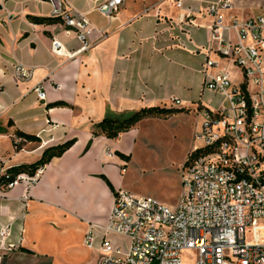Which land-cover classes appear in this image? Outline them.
<instances>
[{"label":"crops","instance_id":"obj_1","mask_svg":"<svg viewBox=\"0 0 264 264\" xmlns=\"http://www.w3.org/2000/svg\"><path fill=\"white\" fill-rule=\"evenodd\" d=\"M66 1L94 26L86 51H78L75 33L63 23L32 19L53 18L46 0H0V175L76 139L42 168L32 186L20 182L0 191V264H100L102 228L115 195L99 176L116 192L123 188L127 162L115 152L132 159L147 120L116 139L93 136L95 125L143 107L203 104L192 96L204 92V47L212 21L207 8L215 0H182L181 7L172 0H122L111 18L95 9L106 0ZM232 2L230 14L239 19L264 12V0ZM185 14H191L189 21H182ZM54 39L63 56L52 52ZM18 64L30 70L27 78H16ZM224 66L237 77V69ZM57 102L68 106L50 107ZM16 131L41 142L22 143L16 151L14 142H21ZM4 226H10L8 236L1 235ZM92 227L95 244L89 247L85 236Z\"/></svg>","mask_w":264,"mask_h":264},{"label":"built area","instance_id":"obj_2","mask_svg":"<svg viewBox=\"0 0 264 264\" xmlns=\"http://www.w3.org/2000/svg\"><path fill=\"white\" fill-rule=\"evenodd\" d=\"M46 1L51 16L75 33L78 51H86L95 30L90 20L66 0ZM172 1L182 6V0ZM121 6L122 0H106L95 9L111 18ZM232 7V0H215L207 8L212 21L203 89L224 103L197 108L201 129L189 156L204 152L186 163L188 156L182 168L177 207L118 190L102 228L100 264H264V12L239 19L230 14ZM190 17L185 14L182 21ZM51 50L64 55L59 40L52 41ZM225 64L237 69L236 78ZM28 71L18 64L15 76L27 78ZM36 92L45 98L42 87ZM41 170L19 175L8 188L20 182L32 186ZM9 233L10 226H4L1 235ZM85 242L94 246V227Z\"/></svg>","mask_w":264,"mask_h":264},{"label":"rangeland","instance_id":"obj_3","mask_svg":"<svg viewBox=\"0 0 264 264\" xmlns=\"http://www.w3.org/2000/svg\"><path fill=\"white\" fill-rule=\"evenodd\" d=\"M192 65L195 67L198 64ZM199 95L195 90L192 97L195 101L201 99L212 109L224 103L220 95L207 90H204L202 97ZM198 106L197 103L191 105L188 113L169 119H145L147 122L140 126L142 135L131 150L132 159L127 163L122 189L136 195L154 197L171 209L177 207L182 193L181 171L192 153L194 133L201 129ZM195 145L202 147L203 142L196 141ZM2 191L6 192L8 188ZM117 241L123 239L117 238ZM186 261L190 264V261Z\"/></svg>","mask_w":264,"mask_h":264},{"label":"trees","instance_id":"obj_4","mask_svg":"<svg viewBox=\"0 0 264 264\" xmlns=\"http://www.w3.org/2000/svg\"><path fill=\"white\" fill-rule=\"evenodd\" d=\"M32 19L38 23H58V22L63 23L61 18H42V19L32 18ZM67 106L68 104L64 102H57L50 105V107H67ZM189 111H190L189 109L177 108V107H161V106L143 107L137 111L128 114L125 117L104 118L101 122L95 125V131L93 132V136L97 137L102 135L109 139H116L121 134L134 129L139 122L145 119H169L175 115L188 113ZM15 135L17 138L21 140V142L18 143L14 142V147L16 151H19L22 148V143L25 144L30 142L33 143L41 142L39 137L31 134H26L21 131H16ZM75 143H76V139L73 138L64 143L48 147L44 150L42 157L38 161L30 164H21V165L13 166L7 169L3 174L0 175V191L2 190L6 191L8 185L13 183L15 179L21 174H26L30 176L35 175L39 170H41L47 164H49L52 161V159L64 155V153L68 151ZM89 146L90 143L88 144L86 149H88ZM203 152L204 151L201 150L189 156V159L186 163H188L195 156L202 154ZM115 154L120 159L126 161L127 163L131 161L130 155H124L121 152H115ZM124 168L126 167L124 166ZM99 177L106 182L110 190L114 193V195H116L117 192L113 187L112 183L109 181V179L104 175H100ZM22 251L30 253V251L25 249H22Z\"/></svg>","mask_w":264,"mask_h":264}]
</instances>
